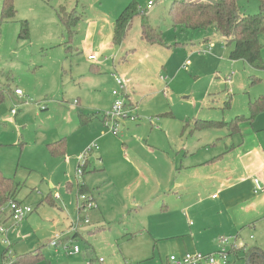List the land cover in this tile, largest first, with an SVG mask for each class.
<instances>
[{
  "label": "rangeland",
  "instance_id": "374dc122",
  "mask_svg": "<svg viewBox=\"0 0 264 264\" xmlns=\"http://www.w3.org/2000/svg\"><path fill=\"white\" fill-rule=\"evenodd\" d=\"M132 1L14 0L15 16L0 24V87L5 92L0 102V170L20 184L17 199L33 209L17 225L9 217L8 203L0 213V225H14L8 236L10 258L39 248L45 258L39 264H57L58 254L45 243L72 231L78 218L77 185L85 182L99 192L100 211L93 216L87 214L91 209L79 213L88 219L76 227L72 240L80 253L74 258L68 254L74 252L60 245V258L65 264L121 259L124 230L132 232L138 225L146 233V226L161 225L165 214H173L182 197L178 189L173 191L175 184L183 180L185 169H194L190 165L205 154V147L209 149H200L202 144L215 142L224 150L239 143L236 135L226 137L227 131L214 123L238 115L247 118L249 102L264 99V70L230 60L232 45H225L215 28L174 27L167 14L171 0H134L142 9L148 1L154 5L145 18L133 20L120 45L112 44L113 21ZM62 7L82 12L70 39L56 13ZM238 7L242 14L258 12L257 0H239ZM21 20L27 22V37L19 36ZM142 21L160 33L162 43L140 38ZM259 42L264 60V32ZM89 53L97 56L93 62ZM112 73L124 75L136 115L134 120L121 119L115 134L106 117L116 88ZM15 89L22 91V98ZM79 111L88 116L86 122L80 121ZM254 119L241 122L244 136L253 126H264V111ZM61 137L65 155L51 156L46 144ZM71 140L75 150L96 146L82 162V149L68 151ZM206 192L200 197L209 196ZM135 197L136 205L123 202ZM183 197L197 196L189 191ZM4 248L0 237V264ZM229 254L227 264H244L243 255L233 262Z\"/></svg>",
  "mask_w": 264,
  "mask_h": 264
},
{
  "label": "crops",
  "instance_id": "0c3cea01",
  "mask_svg": "<svg viewBox=\"0 0 264 264\" xmlns=\"http://www.w3.org/2000/svg\"><path fill=\"white\" fill-rule=\"evenodd\" d=\"M88 61L93 62L94 60ZM112 78L114 79L113 73ZM111 98L112 102L113 96ZM129 101L132 102L131 99ZM133 106H135L134 103ZM259 125L253 126L247 136H244L240 131L236 135L239 143L225 145L223 146L224 150L222 147L217 148L215 142L202 144L200 149L205 145L209 146V149L205 147V154L190 165L194 169H185L183 180L175 184L173 191L178 189L182 197L177 198L178 203L173 209V214H165L166 217L161 225L150 226V228L146 226V233L139 232L142 226L138 225L134 226L132 232L128 229L124 230L127 236L124 234L125 239L121 243L124 246V249L120 250L121 259L107 261V264H165L167 257L171 254L215 251L218 248L215 240L220 236L232 237L233 243L227 247V250L228 254L230 253L229 256H232L233 262L234 259L242 258L240 256L243 255L247 247H258L264 250V194H255L251 183V179L258 177L264 170V126ZM226 137L233 138L228 135V132ZM245 140L248 141L245 142ZM245 143L248 144L245 145ZM83 146L78 150H83L85 147ZM214 149H216L215 154L208 153V150ZM78 150L72 147V140L68 141L70 153L76 154ZM222 162L224 163L222 164ZM205 167L208 168L205 169ZM78 184L86 185L90 194L94 196V207L87 211V214L93 216L94 212L96 215L100 211L99 201H97L99 192L96 191L95 194L94 189L85 182ZM189 191L191 194H196L198 198L183 199V195H187ZM205 191L209 196L200 197L201 192ZM136 200L135 197L133 200L126 201L124 199L123 202L127 205H136L138 204ZM21 201L23 202V200ZM165 206L166 210H170L168 204L165 203ZM137 208L140 206L137 205ZM119 211L122 210L119 209ZM119 211L118 213H120ZM135 211L138 210L135 209ZM13 226L8 228V236L9 232L14 229ZM73 231L78 232L77 229ZM92 232L96 231L92 230ZM72 244L74 243L72 242ZM60 245L63 246V244ZM60 245L50 246L53 248V253L58 254L54 256L56 263L65 264L60 258L62 255ZM90 251L92 253L93 249L91 248ZM155 251L158 256H154ZM79 253L80 251L68 254L75 258ZM147 259L149 261L146 262ZM97 260L101 262L98 258ZM103 261L105 262L104 259H102ZM90 262L92 263V258L87 264ZM47 263L50 264L49 261Z\"/></svg>",
  "mask_w": 264,
  "mask_h": 264
},
{
  "label": "trees",
  "instance_id": "16d2710c",
  "mask_svg": "<svg viewBox=\"0 0 264 264\" xmlns=\"http://www.w3.org/2000/svg\"><path fill=\"white\" fill-rule=\"evenodd\" d=\"M13 1L14 0H2L0 7V24L15 16L16 10ZM238 1L239 0H171L167 14L173 26L180 29L195 30L215 28L224 38L225 45H232L228 55L230 60H242L252 68L262 71L264 70V60L261 54L259 36L264 32V0H257L258 12L255 14H242L239 11ZM145 12L146 11L140 8L134 0L129 2L113 21L112 44L120 45L125 40L133 20L138 16L145 18ZM56 13L64 25L70 39L77 33L76 25L83 19L82 12L76 11V8L67 10L62 7L58 9ZM140 23L141 39L151 43H162L161 35L156 32L157 30L154 29V27L147 21H142ZM19 36H28L26 20H21ZM4 94V89L0 87V102L4 100ZM129 104L133 105L131 102H129ZM262 111H264V99L262 96H259L254 100L253 104L249 102V113L247 118L243 115H238L229 121H220L214 124L226 129L229 136L238 135L240 133L241 122L245 119L252 121L254 117ZM86 117L88 116L84 112L79 111L81 122H86ZM46 147L51 156H64L66 153L65 137L48 142ZM19 188L20 184L18 182L14 181L11 177L5 176L2 170H0V213L9 201L22 202L17 199ZM77 193L90 194V190L86 185L78 184ZM90 195L92 196V194ZM77 234L78 232L72 230L59 238L57 244L64 245V243H68V245H70ZM50 241L45 244L50 245ZM10 248L6 247L2 252V263L4 264H37L44 259L43 253L38 248L27 253L13 256V258L7 260V256L10 255L8 254ZM243 259L244 264H264V250L258 247H247L243 252Z\"/></svg>",
  "mask_w": 264,
  "mask_h": 264
},
{
  "label": "built area",
  "instance_id": "2783aa9c",
  "mask_svg": "<svg viewBox=\"0 0 264 264\" xmlns=\"http://www.w3.org/2000/svg\"><path fill=\"white\" fill-rule=\"evenodd\" d=\"M154 5L153 1H148L145 8L143 10L148 11ZM88 60H95V54H89L87 56ZM188 64L186 61L182 66ZM113 77L116 83V88L111 91V94L114 98L110 110L106 113V117L112 122V125L109 127V130L115 134L116 127L119 124L121 119L134 120L136 115L132 114V110L134 108L129 104L128 92L126 90L125 79L120 73H113ZM14 93L20 98L23 97V93L20 89H15ZM13 114L16 112L14 110L11 111ZM95 143L88 144L84 147L79 155L80 161L84 162L86 156L92 151L93 147H95ZM82 174L80 167L76 170V175L79 177ZM253 192L255 194L261 193L264 194V170L260 173L258 177H253L251 179ZM78 199V218L75 223H73L72 230H76V227L80 225L81 222L87 223L88 219L81 217V214L84 211L90 210L94 207V199L90 194L79 193L77 196ZM9 216L14 220L17 225L21 222L26 216H28L32 212V208L23 202L17 201H9ZM0 237L6 247L10 248L11 245L8 239V229L3 225H0ZM61 233L57 234L54 239L50 241V245L57 246V240L61 238ZM233 243L232 237L220 236L217 238V246L218 248L209 253H202L198 251L194 252H184L179 255L171 254L167 257V262L165 264H227L228 261V250L227 247ZM66 248L69 252L77 253L79 252V247L76 244L70 243V245L64 244L62 248ZM11 249V248H10ZM8 250V254H10L11 250ZM11 258L9 255L7 256V260ZM99 261H102L100 258ZM4 264V263H2Z\"/></svg>",
  "mask_w": 264,
  "mask_h": 264
}]
</instances>
